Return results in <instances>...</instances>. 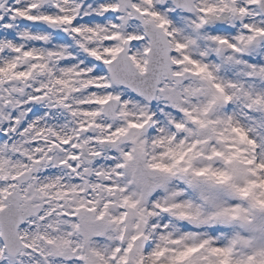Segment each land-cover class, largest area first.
<instances>
[{
  "label": "snow or ice",
  "instance_id": "obj_1",
  "mask_svg": "<svg viewBox=\"0 0 264 264\" xmlns=\"http://www.w3.org/2000/svg\"><path fill=\"white\" fill-rule=\"evenodd\" d=\"M0 264H264V0H0Z\"/></svg>",
  "mask_w": 264,
  "mask_h": 264
}]
</instances>
